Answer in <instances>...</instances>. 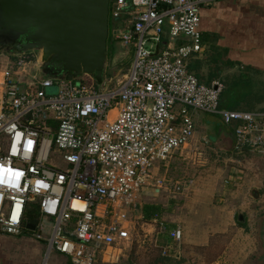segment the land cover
<instances>
[{
  "label": "built area",
  "instance_id": "1",
  "mask_svg": "<svg viewBox=\"0 0 264 264\" xmlns=\"http://www.w3.org/2000/svg\"><path fill=\"white\" fill-rule=\"evenodd\" d=\"M213 1L109 0L111 39L132 45L134 56L130 73L117 84L104 78L102 89L39 79L31 56L0 67L2 233L33 224L49 254L113 262L138 242L144 198L162 187L157 179L153 189L154 163L178 156L204 164L190 109L234 125V149L264 153V111L221 106L222 82L203 83L189 69L188 58L203 53L200 11ZM168 235L178 240L180 226Z\"/></svg>",
  "mask_w": 264,
  "mask_h": 264
},
{
  "label": "rangeland",
  "instance_id": "2",
  "mask_svg": "<svg viewBox=\"0 0 264 264\" xmlns=\"http://www.w3.org/2000/svg\"><path fill=\"white\" fill-rule=\"evenodd\" d=\"M119 24L120 28L124 26L123 21ZM164 29L167 30V25ZM216 41V36L210 37L205 54L188 58L191 73L206 84L212 80L221 81L228 96L233 95L232 99L241 107L246 103L254 104L255 108L264 107V71L245 65L231 67L233 60ZM112 49L111 54H106L105 72L112 71V84H117L124 74L130 73L134 53L132 45L122 46L116 42ZM10 60L11 57L0 50V67H8ZM110 77L105 76V80ZM82 79L102 89V85L97 86L90 78ZM236 90L239 93H235ZM188 114L195 126L193 138L199 146L205 147L204 160L198 158L204 164H192L193 158L181 160L178 156L164 163H154L153 189H156L157 179H162V187L146 195L144 204H159V221L165 228L152 219L145 222L143 229L137 226L138 242L118 251L115 259L119 260L108 264H244L259 250L255 210L257 214L264 211L258 209V206L264 207V195L256 201L250 190L264 194V162L259 160V156L264 158L261 155L264 153L248 148L245 152L234 149L230 139L219 133L218 129L223 133L224 124H219L217 115L191 109ZM5 141L6 138L0 136V143ZM230 172L243 173L246 178L241 182L232 180ZM227 179L229 182L225 181ZM234 188L236 195L231 193ZM219 197L227 198L226 205L216 201ZM125 209L130 212L129 207ZM236 213L249 220L239 223ZM175 224L181 230L178 240L168 235ZM0 264L73 263L55 251L47 253L45 239L23 230L16 235L0 231Z\"/></svg>",
  "mask_w": 264,
  "mask_h": 264
},
{
  "label": "water",
  "instance_id": "3",
  "mask_svg": "<svg viewBox=\"0 0 264 264\" xmlns=\"http://www.w3.org/2000/svg\"><path fill=\"white\" fill-rule=\"evenodd\" d=\"M109 0H0V50L39 78L104 82ZM26 229L34 230L33 224Z\"/></svg>",
  "mask_w": 264,
  "mask_h": 264
},
{
  "label": "crops",
  "instance_id": "4",
  "mask_svg": "<svg viewBox=\"0 0 264 264\" xmlns=\"http://www.w3.org/2000/svg\"><path fill=\"white\" fill-rule=\"evenodd\" d=\"M200 31L202 54L207 52L209 38L216 36L218 47L227 51V57L235 66L247 65L264 71V0H215L200 11ZM218 131L233 143V135L229 136L225 128L223 133ZM216 201L222 203L223 198Z\"/></svg>",
  "mask_w": 264,
  "mask_h": 264
},
{
  "label": "trees",
  "instance_id": "5",
  "mask_svg": "<svg viewBox=\"0 0 264 264\" xmlns=\"http://www.w3.org/2000/svg\"><path fill=\"white\" fill-rule=\"evenodd\" d=\"M117 27V23L114 22L113 20H111L110 16L108 15V38L106 41V54L112 52V48H113V41L111 39V32L113 30H116ZM24 56H31L34 57L32 54H27ZM11 59H17L15 57L10 56ZM234 61L231 62L230 66H234ZM245 67H251V66H245ZM197 68V67H195ZM190 69V66H189ZM112 74V71L109 72H105L104 76L106 77H110ZM244 78L246 77V74H243ZM105 78V77H104ZM200 81L201 79L198 78ZM81 81L83 82H87L85 81V79H81ZM202 82V81H201ZM210 82V81H209ZM208 82V83H209ZM226 92V89L223 88L221 95H220V102H221V106L227 108V109H232V110H243V111H264V107H256L255 105L252 103H246L243 107L238 105V101H235L232 96H228L229 94ZM235 93H239V90H236ZM225 130L227 131L229 136L233 135L234 132V125H224ZM244 150H246L245 148L242 150L243 152H245ZM142 214H143V219L148 221L150 219H153L155 217L159 218L160 216V211H161V207L159 206V204H144L142 206ZM29 221H34L32 217L29 218ZM28 231L26 229V224L23 226L21 231Z\"/></svg>",
  "mask_w": 264,
  "mask_h": 264
},
{
  "label": "flooded vegetation",
  "instance_id": "6",
  "mask_svg": "<svg viewBox=\"0 0 264 264\" xmlns=\"http://www.w3.org/2000/svg\"><path fill=\"white\" fill-rule=\"evenodd\" d=\"M261 155H264V154H261ZM256 160H257V158H256ZM259 160L264 162V158H262V156H259ZM230 178L232 180H236V181L241 182L244 178H246V176L243 173L230 172ZM227 180H225V181L229 182V179H227ZM236 187H237V185L235 186V188ZM235 188L231 189V190H234L231 192V193L235 192L234 195H236V193H237ZM250 191H252L251 194L256 201L259 199V197H261V195H264V194H260V192H257L256 190H250ZM225 201H227V198L226 199L223 198V201H221L222 204L224 203L226 205ZM262 202H264V201H262ZM259 208L264 209V207H262V205L258 206V209ZM255 211H256L255 214L258 215V220H257L258 233L256 235H257V237H260V238H258L259 250L252 253V256H254V257H252V259L248 260V262H245L244 264H264V211H262L261 213H258V214H257L258 211L257 210H255ZM236 219L239 223H244V222L246 223V221L249 220L248 218H246L241 213H236Z\"/></svg>",
  "mask_w": 264,
  "mask_h": 264
}]
</instances>
